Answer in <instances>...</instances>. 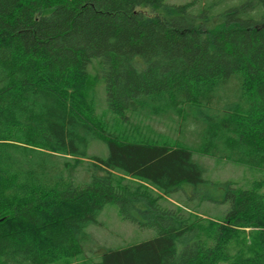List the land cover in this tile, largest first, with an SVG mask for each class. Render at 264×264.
Listing matches in <instances>:
<instances>
[{"label":"trees","instance_id":"trees-1","mask_svg":"<svg viewBox=\"0 0 264 264\" xmlns=\"http://www.w3.org/2000/svg\"><path fill=\"white\" fill-rule=\"evenodd\" d=\"M197 1L0 0V264H264V0ZM193 154L258 174L211 184L222 216L187 207L216 203ZM107 204L154 236L76 260Z\"/></svg>","mask_w":264,"mask_h":264},{"label":"rangeland","instance_id":"rangeland-1","mask_svg":"<svg viewBox=\"0 0 264 264\" xmlns=\"http://www.w3.org/2000/svg\"><path fill=\"white\" fill-rule=\"evenodd\" d=\"M190 1L191 0H163V2L168 5L184 4ZM201 1L204 0H198L195 4V7L200 6ZM225 7L226 5L224 2H217L214 6L213 13L218 14L222 12ZM140 10L145 15L149 16L153 14L164 13L157 9L153 10L151 8H140ZM224 27V23L218 17H215L207 22L205 28L206 35L214 34L215 32L222 30ZM86 70L90 76H96L97 80L99 81L97 90L95 92V113L97 115L105 114L106 116H109L110 114L107 113L104 102L101 77L96 75L97 72L95 59H91V61L87 64ZM134 122L138 123V119H136ZM140 124L147 125L152 131L158 132L162 135L166 134L169 136L172 134V129L168 127L164 121L146 119L140 122ZM188 140V142L194 143L196 138L190 135ZM87 155L104 157L106 155L105 145L99 140L91 141L87 148ZM192 159L204 168L202 177L207 184L204 186L203 190L207 189L216 201V203L199 202L198 204L195 201L188 202L187 207L190 210L196 211L198 215L200 214L203 217L217 218L222 216L228 206L226 203H219L223 193V188H212L211 184L230 182L237 187L246 188L248 187L250 181L254 180L258 175L243 165L234 164L229 161L215 160L210 157L198 156L195 154L192 155ZM175 201L180 204L182 203L178 197ZM171 202L175 203L172 200ZM253 230L254 229L251 228L243 230L237 237L236 245L231 246L230 253H234L239 248V245L240 247L242 246L241 244L244 238H246V241H248L247 239H249L253 234ZM85 231L88 235V241L85 245L82 255L76 258V260L89 259L91 261H95L99 259L100 255L105 250L118 249L127 245L139 243L154 236V231L152 229L138 228L136 224L130 222L129 220L122 219L116 206L113 204L105 205L98 213L95 222L88 225Z\"/></svg>","mask_w":264,"mask_h":264}]
</instances>
